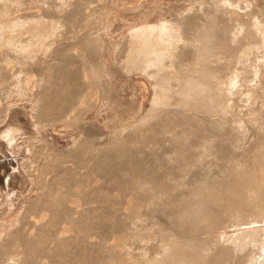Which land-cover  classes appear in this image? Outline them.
I'll return each mask as SVG.
<instances>
[{
    "label": "bare ground",
    "instance_id": "6f19581e",
    "mask_svg": "<svg viewBox=\"0 0 264 264\" xmlns=\"http://www.w3.org/2000/svg\"><path fill=\"white\" fill-rule=\"evenodd\" d=\"M92 1L0 0L4 64L42 49L48 32L64 34L46 48L50 64L32 90L38 122H64L90 97L86 77H95L84 72L98 66L81 54L94 65L82 66L75 52L93 50L88 27H78ZM211 2L174 19V33L156 36L169 22L129 31L150 37L121 46L118 62L152 79V108L109 143L91 131L63 155L35 151L40 192L0 227V264H264V0ZM1 132L11 142L20 128Z\"/></svg>",
    "mask_w": 264,
    "mask_h": 264
},
{
    "label": "rangeland",
    "instance_id": "374dc122",
    "mask_svg": "<svg viewBox=\"0 0 264 264\" xmlns=\"http://www.w3.org/2000/svg\"><path fill=\"white\" fill-rule=\"evenodd\" d=\"M219 1L221 0H217V1L216 0H106L104 3H100L101 2L100 0L99 1L96 0L94 4L92 1L91 5L88 7L91 9V11L94 10L92 9L93 6L95 7V5L97 6V4H99L100 6L102 4V6L100 7L98 5L97 8L98 7L99 8L95 9V11H92V13L89 12L90 11L89 9L87 11L88 13H86V16H85L86 19H84V22L86 24L82 20V22H80L81 24L79 23L78 27L81 28V30L83 26H84V30H86V28L88 27L87 31H85L84 33H86V35L87 34L91 35L89 36V38L90 37L93 38V40L90 39L91 41L90 48H93V50L92 49L91 50L89 49L90 51L88 50L89 52H92L93 55L88 54L87 56L86 54L85 56V51L86 53L88 51L84 50L82 46L76 47L80 49V52H79L80 54L77 53L79 49L77 51L75 50L76 51L75 53L77 56L76 57L77 61L79 63L82 62V64L85 63L87 67L89 65L94 66L92 65V62H91L92 59L90 58V57H93L92 61L94 62V64H97L95 66H98V67H92L91 69V67L89 66L90 68L89 67L88 68L93 70L95 75H98L97 68H100L99 70L102 71L103 77H101V73L98 76H93L94 75L93 71L91 72L89 69L88 71L84 69L85 67L83 68L84 70H86V72L84 73H87V74L89 73L88 75L91 74L89 77L98 78L100 76L99 79H101L100 80L101 82L97 81L99 79L94 78V80H92V78L86 77L88 76L87 74L85 75L86 80L87 79L88 81L91 80L90 83L92 85L90 84L91 86H89L90 90L87 89L88 92L90 93L87 92L88 94H86L85 96L83 95V96L86 98L89 95L90 97H88V100H82V102L85 103L86 101V103L84 104L81 102L82 104L78 105V110H77V107L75 108L76 110H73L74 115L75 114L76 115L74 117L73 115L68 116V118L63 120L64 122L59 121V120L55 122L51 120L49 121L46 120L45 122V120H43L42 118H40V122H38L39 120L37 119L39 118L33 115V114H36L35 108H36V101L38 100L37 90L41 89L38 86H40L41 84L40 81L42 80V76L46 75L45 72L47 71L48 66L50 64L49 63L50 56L49 58L45 57L48 55L49 50L47 49L48 50L47 54L45 50L47 47L49 48L51 46L53 47L52 39H57L61 35L60 36L61 39L64 40L65 38L64 37L62 38V35L64 34H61L62 32L58 33V31H55V33H57L58 35L55 34L54 32L53 33L48 32L49 34L48 35L46 32L47 34L46 40L51 39L52 43L50 41H47V42L46 40L44 41V38H43V41L48 46H46L45 44L44 47H42L41 49V47L37 45L38 48L36 50L37 46L35 47V50L32 51L33 54L29 55L31 53L30 51H29L30 53L27 52L25 57L23 56V54H19L20 56L22 55L20 59L16 61L14 60L15 61V62L13 61L14 63L9 62L11 63L9 65L8 63L4 64L3 58L0 57V63L3 62L1 63L2 66L0 65V67L4 68V69L2 68V70L0 68V70L2 71L1 73L3 72L5 74L8 73V75H6V77L4 78H7V77L10 78V76L12 77V75L14 74L16 76L15 77L16 79H14V77L12 78V82L14 84L10 81L11 78L10 79L8 78L9 79V80L7 79L8 81L4 79L3 77H2L3 79L0 78V80H2L3 82L6 80L8 84L10 83L13 84V86H11V84L8 85L5 82L4 85L6 89L5 87L3 89H5L6 92L4 91L2 93L3 89H1V87H3L4 85H3V82L0 83L3 85V86L1 85L0 87L1 89L0 94H1V98L3 99V100L0 99V111H1L0 113L2 114L4 113L3 115L0 114V120L2 121L1 122L2 124L0 123V138H1L0 139V170L3 167L5 168L4 170L5 172L2 173L0 171V227L1 228L4 227L3 225L6 226V224L8 223V220L10 221L9 223H11L13 222V219L16 220L18 216H21L22 214L20 211H22V213L23 212L25 213L28 204L29 206H31L30 205L32 204L31 202L35 201V198H37V194H39L40 192V190L38 189L40 187L39 186L40 183L38 182L39 181L38 177L41 176V167H42L41 163L43 159L42 158L39 159V162H37V164L34 163L35 159H32V158H36L34 155L36 150L37 152L35 154L38 155L37 153L40 150H42V147L45 146L44 147L45 150L43 149L45 151L44 153H49L51 151L52 153L57 152L58 154L59 152L60 153L62 152V155H63V153L64 154L65 152L67 153L66 148L69 150L76 144L75 142L78 141V138L83 137L87 139V136L89 137L93 136L92 133L96 135V137H94L96 138V140L100 139L99 141L101 143H109L110 138H111L110 140L113 141L116 137V136L112 137L113 136L112 134L117 135L116 133L118 132L120 133L122 131L123 132L127 131L129 127H131L132 124L137 120L138 117L144 114H147L148 110L152 108L151 107L152 105H150L152 98H153L152 79L145 76L138 69L137 70L134 69L135 71L131 70V72L127 73L126 71L127 69L126 70L124 69L122 63L120 65L119 63L120 59L118 58V54H117L121 46L130 45L131 48H134L136 44L141 43L142 41L146 40L145 38L150 37V35L143 34L142 36H140L139 34H136V35L129 36L128 34L129 31L140 25L158 26L161 22H169L170 23L169 26L166 27L165 29L161 28L157 32L156 36L161 37L163 35L168 34L167 32L174 33L178 30L176 26L177 23L173 22L174 19H178V18L182 19L183 16L188 13V11L190 12L189 9L191 8H193L192 10H194V8H196L197 6H199L200 8L201 6H204V4L207 5L210 2L213 3V2H219ZM88 14H90V16ZM87 21H88V24H87ZM52 34H54L55 36ZM74 41L72 44H74ZM75 43L76 44L74 45L78 46L77 45L78 42L75 41ZM52 47L50 49H52ZM74 47L75 46H73V48ZM81 47L83 49H81ZM81 50H84V53H82ZM40 51L42 52V55L39 54L41 53ZM81 54H84L82 55V59L84 57L85 59L90 58L91 63L87 62L88 60L87 61L84 60V63L82 59L79 61L78 57L81 58ZM130 54L135 55V54H140V53L132 49ZM36 55H38L39 57L38 56L36 57ZM26 58L27 60L29 59V61L31 62V63L29 62L30 64L27 63V61L25 60ZM46 58L48 59L46 60ZM20 60L24 64L22 62L20 63ZM35 61L37 64L35 63ZM33 62L34 64H36V66L38 65L37 67L40 69H37L35 65H32ZM41 62L43 64H41ZM45 62H47L46 64L47 67H44L46 66ZM20 64L21 65L23 64L24 66L23 65L20 66ZM16 65L19 66L18 69L20 68L21 71L23 70L26 71L27 70L26 68H28V70L31 69V71L29 70L30 71L29 73V71L27 70L26 72H28L29 73L28 74L26 72L24 73V71L21 72L19 70L20 71V74H19L17 67H15ZM30 65H31V68H29ZM41 66H43L42 69L45 68L46 70L42 71ZM5 70L8 72H5ZM14 70L16 71L14 72ZM37 70H38V73H37ZM39 70L41 71L39 72ZM16 72L21 76V78L19 77L18 74H16ZM34 72H35L36 77L34 75ZM22 74H25V75L23 76ZM26 74L28 77L26 76ZM106 75L108 76V78ZM27 79H28V82L26 83L25 81ZM15 80L17 82L21 80L22 82H18L19 83L18 84ZM102 81L104 82L103 83L104 85H107V81L109 82V88L111 90L109 88L108 89L110 90V92L107 90L108 85L106 86V90L108 92L104 90L105 87L102 84ZM93 83H95L96 85H94ZM15 84L18 85L20 89L18 88V86L16 87ZM20 85L22 88L23 87L24 88L22 89ZM100 85L103 87H101ZM12 87H14V92H15V94L13 92L14 95L12 94V92L7 91V88L8 90L13 91L11 89ZM99 87L103 89L101 90ZM15 88L18 89V92L17 90L15 91ZM97 88H98V92L96 93ZM34 89H36L37 95L34 94L35 92ZM20 90H22L24 93ZM28 90H31V91H28ZM8 92L12 94V95L11 94L9 95L13 98L11 97L9 98V95L7 96L6 93ZM21 92L26 96H21L23 95ZM103 92L105 94L108 93L107 94L108 96L106 95L107 97H109L108 99H111V98L112 99L108 100L107 97H105ZM16 93L18 96H19L18 93H21L20 94L21 98L18 96L16 97ZM109 93L111 94L113 93V95L110 96ZM2 94H6V95H2ZM4 96H7V97H4ZM84 97H82V99H84ZM4 98H6L5 101H4ZM35 98L37 100H35ZM32 101L35 104H32L33 103ZM3 106L6 109H4ZM5 110L7 111L4 112ZM9 125H14L20 128V132L16 134V138L15 137L13 138L12 141L14 142L11 141L12 143L7 142V140L1 135L2 133L1 131L4 130ZM36 126H38V128ZM83 127L85 130L82 129ZM83 135H85V137ZM32 155H34V157ZM32 161L35 166L31 163ZM27 164H29L30 166H28ZM36 179H38V181ZM27 210H30V209L27 208ZM17 214L19 215L16 217ZM252 250L253 249L249 250L248 254L253 252Z\"/></svg>",
    "mask_w": 264,
    "mask_h": 264
}]
</instances>
